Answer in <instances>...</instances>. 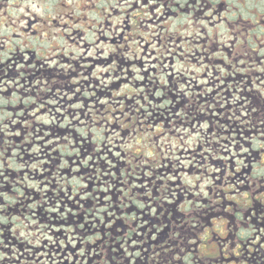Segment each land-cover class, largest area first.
Wrapping results in <instances>:
<instances>
[{
	"label": "flooded vegetation",
	"instance_id": "1",
	"mask_svg": "<svg viewBox=\"0 0 264 264\" xmlns=\"http://www.w3.org/2000/svg\"><path fill=\"white\" fill-rule=\"evenodd\" d=\"M0 264H264V0H0Z\"/></svg>",
	"mask_w": 264,
	"mask_h": 264
}]
</instances>
